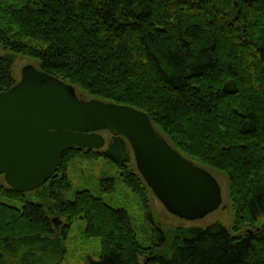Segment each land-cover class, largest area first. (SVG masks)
Wrapping results in <instances>:
<instances>
[{
    "label": "trees",
    "instance_id": "1",
    "mask_svg": "<svg viewBox=\"0 0 264 264\" xmlns=\"http://www.w3.org/2000/svg\"><path fill=\"white\" fill-rule=\"evenodd\" d=\"M18 56L90 98L146 112L183 156L227 175L236 218L233 231L168 228L148 209L153 231L140 240L106 198L118 185L107 169L83 188L67 173L76 156L100 158L128 190L150 194L128 141L109 131L103 149L65 152L35 191L0 183V264H63L76 220L102 245L85 264H264V0H0V91L17 83ZM54 218L65 220L58 229Z\"/></svg>",
    "mask_w": 264,
    "mask_h": 264
},
{
    "label": "water",
    "instance_id": "2",
    "mask_svg": "<svg viewBox=\"0 0 264 264\" xmlns=\"http://www.w3.org/2000/svg\"><path fill=\"white\" fill-rule=\"evenodd\" d=\"M21 70L17 83L0 91V175L9 187H42L69 149H103L107 130L128 141L137 170L170 214L195 221L222 205L217 178L170 145L146 112L85 99L73 84L32 63ZM53 220L58 229L62 220Z\"/></svg>",
    "mask_w": 264,
    "mask_h": 264
},
{
    "label": "rangeland",
    "instance_id": "3",
    "mask_svg": "<svg viewBox=\"0 0 264 264\" xmlns=\"http://www.w3.org/2000/svg\"><path fill=\"white\" fill-rule=\"evenodd\" d=\"M34 64L38 66L37 62L32 58H26L18 56L17 61L13 65L12 71L18 81L21 77L22 68L28 64ZM83 98L90 99L81 89H76ZM107 139H109L110 133L107 130L102 132ZM107 169L105 177L114 178L117 180V189L112 193H107L106 198L115 206H123L130 217L133 219V224L137 229V234L140 240H142L146 234L152 233L153 228L148 221L147 210L150 209V214L159 222L163 227L175 228L177 226L189 227L206 226L212 224V222L219 221L222 224H226L227 227L233 231L235 226V212H233V203L230 198V180L223 172H217L212 170V174L217 178L221 190H222V205L211 214L200 218V220L190 221L184 220L180 217L170 214L165 206L160 203L154 193L150 192L145 198L139 197L132 190H128L124 184L119 182L120 171L114 169L105 160L100 158L88 159L82 155L76 156L74 159H70V165L67 170L70 178L72 179V185L76 188H83L88 185L86 182L92 176L100 177L102 170ZM110 169V170H109ZM104 177V178H105ZM6 183L4 176L0 175V183ZM7 184V183H6ZM65 220H62L61 225ZM85 224L79 220H76L70 229V233L65 240L67 246V258L63 264H85L89 259H97L102 253L101 242L96 238H91L85 234ZM143 241V240H142Z\"/></svg>",
    "mask_w": 264,
    "mask_h": 264
}]
</instances>
